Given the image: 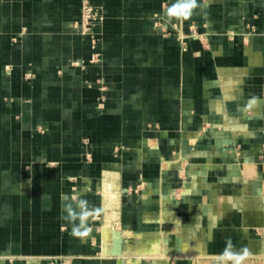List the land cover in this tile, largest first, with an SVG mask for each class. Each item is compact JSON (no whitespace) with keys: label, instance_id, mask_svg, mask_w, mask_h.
<instances>
[{"label":"crops","instance_id":"obj_1","mask_svg":"<svg viewBox=\"0 0 264 264\" xmlns=\"http://www.w3.org/2000/svg\"><path fill=\"white\" fill-rule=\"evenodd\" d=\"M82 1L0 0V264H264V0Z\"/></svg>","mask_w":264,"mask_h":264},{"label":"built area","instance_id":"obj_2","mask_svg":"<svg viewBox=\"0 0 264 264\" xmlns=\"http://www.w3.org/2000/svg\"><path fill=\"white\" fill-rule=\"evenodd\" d=\"M81 9L82 19L78 22L79 24L77 25V28L83 34L87 33L88 35H91L92 40H94V44L96 45L99 38L98 32L95 31V28L103 21L104 16L100 14L99 10L96 9L88 0L83 1Z\"/></svg>","mask_w":264,"mask_h":264},{"label":"clouds","instance_id":"obj_3","mask_svg":"<svg viewBox=\"0 0 264 264\" xmlns=\"http://www.w3.org/2000/svg\"><path fill=\"white\" fill-rule=\"evenodd\" d=\"M184 9H191L195 7V0H188L187 3L181 5ZM251 103H255V100H253ZM232 245L229 244L220 259L222 261H232V264H242V261L245 259L247 256V250H244L242 253L241 252H234L232 251Z\"/></svg>","mask_w":264,"mask_h":264},{"label":"rangeland","instance_id":"obj_4","mask_svg":"<svg viewBox=\"0 0 264 264\" xmlns=\"http://www.w3.org/2000/svg\"><path fill=\"white\" fill-rule=\"evenodd\" d=\"M84 1V0H83ZM83 1L81 2V7H82V4H83ZM87 1V0H86ZM96 9H98L99 10V13L100 14H102V12H101V10H100V8L97 6V5H95L94 3H92L90 0H88ZM82 10V9H81ZM103 15V14H102ZM82 12H80V17H79V19L77 20V21H75L74 22V28L76 29V31L79 33V34H81V35H84V36H86V37H88L89 39H90V42H91V45H92V47L93 48H96L97 47V44H98V41L96 42V45L94 44V40H92V37H91V35H88L87 33L86 34H83L81 31H79L78 30V28H77V25L79 24L78 22L82 19ZM101 24V23H100ZM100 24L98 25V26H96V28H95V31L96 32H98V38H99V31H98V28H99V26H100ZM83 28V27H82ZM84 29V28H83ZM94 44V45H93ZM95 46V47H94ZM99 54L97 53V52H95L94 53V55H93V58H95V57H97Z\"/></svg>","mask_w":264,"mask_h":264}]
</instances>
